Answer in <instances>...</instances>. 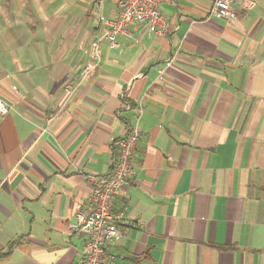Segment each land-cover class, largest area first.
Segmentation results:
<instances>
[{"label": "crops", "instance_id": "obj_1", "mask_svg": "<svg viewBox=\"0 0 264 264\" xmlns=\"http://www.w3.org/2000/svg\"><path fill=\"white\" fill-rule=\"evenodd\" d=\"M256 1L234 2L236 22L211 18L214 0L164 3L165 35L135 24L95 49L119 0H0V264H78L87 176L112 172L135 125L112 264H264Z\"/></svg>", "mask_w": 264, "mask_h": 264}, {"label": "built area", "instance_id": "obj_2", "mask_svg": "<svg viewBox=\"0 0 264 264\" xmlns=\"http://www.w3.org/2000/svg\"><path fill=\"white\" fill-rule=\"evenodd\" d=\"M175 0H119L114 19L104 21L105 32L96 41H106L112 48L118 47L117 38L129 32L135 24H146L158 36L168 30V21L162 12V4ZM236 0H214L209 16L216 20L236 22L233 4ZM248 2L247 9L254 7L256 0ZM12 105L0 98V115L10 113ZM142 136L139 125L130 128L127 135L113 139V170L108 175H88L91 194L86 209L78 213V223L73 231L85 237L82 258L78 264H112L111 246L120 237L124 213H114L113 202L119 189L134 175L133 159Z\"/></svg>", "mask_w": 264, "mask_h": 264}, {"label": "rangeland", "instance_id": "obj_3", "mask_svg": "<svg viewBox=\"0 0 264 264\" xmlns=\"http://www.w3.org/2000/svg\"><path fill=\"white\" fill-rule=\"evenodd\" d=\"M8 4H9V3H8ZM21 5H22V3L19 4V6H21ZM22 10H23V9H22ZM22 16H24V15L22 14ZM10 18H11V21H14L15 15H12V14H11V17H10ZM18 18H19V17H18Z\"/></svg>", "mask_w": 264, "mask_h": 264}]
</instances>
